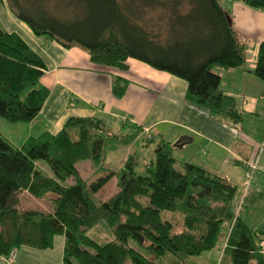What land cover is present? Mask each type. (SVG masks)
Instances as JSON below:
<instances>
[{"label": "trees", "instance_id": "1", "mask_svg": "<svg viewBox=\"0 0 264 264\" xmlns=\"http://www.w3.org/2000/svg\"><path fill=\"white\" fill-rule=\"evenodd\" d=\"M235 1L264 11V0ZM6 4L35 36L81 48L98 66L126 71L127 60L133 59L184 81L189 102L236 130L241 115L234 98L220 90L213 68H241L247 54L218 0H70L66 6L76 11L71 20L49 12L56 4L52 0ZM154 11L158 22L164 20L163 32L144 16ZM44 72L42 59L19 36L0 28L2 120L30 123L36 118L49 95L40 83ZM252 73L264 83V43L257 47ZM126 89L127 81L116 77L114 98L121 99ZM134 130L112 134L104 120L91 117L69 118L57 134L31 137L19 147L0 135V256L22 247L50 249L54 237L62 236L63 264H156L166 254L183 264L213 250L227 227L219 264H264L256 241L264 240V232L249 230L232 211L236 186L193 164L177 169L168 143L157 145L155 161L144 175L135 174L130 156L121 170H107L90 183L81 178L78 164L91 160L100 167L106 141L130 143L141 131ZM38 162L51 177L36 167ZM113 177L118 192L101 200L96 194ZM68 179L74 182L68 185ZM23 191L35 199L53 195L48 200L52 211L21 210ZM101 221L114 237L105 245L87 235Z\"/></svg>", "mask_w": 264, "mask_h": 264}, {"label": "crops", "instance_id": "2", "mask_svg": "<svg viewBox=\"0 0 264 264\" xmlns=\"http://www.w3.org/2000/svg\"><path fill=\"white\" fill-rule=\"evenodd\" d=\"M226 3L228 9L220 5L230 16L234 32L244 45L247 56L251 57L247 68L245 65L231 70L219 68L214 72L220 77V90L234 98L241 115L236 130L212 117L207 109L189 102L184 81L133 59L127 60L126 71L98 66L81 48H65L55 41L35 36L26 24L14 17L6 0H0V28L18 35L42 59L45 72L40 83L49 91L39 114L26 125L25 140L19 138L13 141L21 143V146L31 137L43 133L57 134L69 118L98 117L115 121L122 129L127 128L132 133L135 132L134 127H139L145 135L148 131L151 135L149 142L159 138V143L171 145L172 156L173 149L182 151L192 146L195 157L201 155L210 159L213 155L226 154L238 159L235 163L245 168L244 163L250 158L247 152L235 148V145L242 132L248 134L242 127L246 115L264 113V83L252 73L256 62L253 56H256L258 45L264 43V11L248 8L235 0H226ZM116 77L127 81V89L121 99L114 98L111 91ZM0 126L5 125L0 123ZM187 161L228 180L206 168V164ZM42 164L38 162L36 167L43 172ZM114 180L115 177L103 188ZM49 195L44 199H35L23 191L19 194V203L24 197L34 204L33 210L50 213L52 207L48 200L54 196ZM44 201H47L45 207ZM63 248L64 238L56 236L50 249L20 248L11 264H63Z\"/></svg>", "mask_w": 264, "mask_h": 264}, {"label": "rangeland", "instance_id": "3", "mask_svg": "<svg viewBox=\"0 0 264 264\" xmlns=\"http://www.w3.org/2000/svg\"><path fill=\"white\" fill-rule=\"evenodd\" d=\"M54 3L48 8L51 14L58 17L65 18L67 20L73 19L76 15V11L73 6H66L65 2L70 0H52ZM220 4H223L228 9L226 0H219ZM159 12H147L144 16L150 19L149 24L153 27L159 28L163 32L165 27L164 20L157 21ZM145 18V19H146ZM256 56H253V60ZM251 57L247 56L245 67L247 68L250 63ZM220 70L219 67H214L213 72ZM264 105V104H263ZM0 123H4V127L0 126V135L3 138L10 140L16 146L21 143H15L13 140L23 138L26 136L27 123H9L0 118ZM105 121V120H104ZM110 132L114 134H132L131 130L127 128L122 129L115 121H105ZM242 127L247 130L248 134L242 132L236 142L235 148H241L249 156V161H252L255 156H258V165L254 172L251 183L246 188L247 181L245 179V168L243 165L236 164L238 160L234 157L226 154L213 155L210 159L204 158L201 155L197 157L193 156L192 151L194 147L187 146L185 150L179 151L173 149V158L176 159L175 167L179 169L180 163L192 162L204 165L206 168L212 170L217 174L228 178L236 186V192L232 201V211L235 217H238L240 222L245 224L249 230L256 232H264V113L258 112L257 115H251L245 117V122L242 123ZM146 135L140 132L137 137L130 143L123 144L113 140H107L101 157V166H94L91 160H85L77 165V170L80 176L88 183L93 182L97 178L101 177L107 170H121L124 168L125 162L128 157L133 156L136 161L135 174L144 175L147 167H151L155 161V153L159 138H156L154 142H146ZM173 144L172 146H175ZM196 155V154H195ZM201 156V157H199ZM205 159V160H203ZM205 163H201V162ZM42 164V162H41ZM191 164V163H190ZM43 174L51 177L50 170L42 164ZM74 182L73 179H68L66 184L70 185ZM119 190L117 181L109 183L105 188H102L96 195L101 200H108L114 196L115 191ZM246 196V197H245ZM49 197H53L49 195ZM245 197V198H244ZM21 210L34 209V204H30L26 198L22 197ZM44 207L47 205V201L43 202ZM181 231L180 228H175L173 234H178ZM227 227H224L220 235L217 246L200 256L189 257L184 260L183 264H219L223 256V248L227 236ZM88 237L99 245H105L114 240L112 231L104 223L99 222L87 232ZM260 243L261 239H256ZM129 245L137 249L141 254L146 255L136 244L130 242ZM226 260V256H224ZM156 264H176L177 259L171 255L166 254L162 259L154 260ZM129 263V262H128ZM252 264H255L252 262Z\"/></svg>", "mask_w": 264, "mask_h": 264}, {"label": "built area", "instance_id": "4", "mask_svg": "<svg viewBox=\"0 0 264 264\" xmlns=\"http://www.w3.org/2000/svg\"><path fill=\"white\" fill-rule=\"evenodd\" d=\"M235 130V129H234ZM237 132V131H236ZM145 140H151V135L146 131V137ZM258 165V156H255V158L252 161H247L244 163L245 166V179L247 181L246 188L251 183L253 179L254 172ZM259 247L261 250V253H264V240L262 239L259 243ZM17 255V250H12L5 256H0V264H11Z\"/></svg>", "mask_w": 264, "mask_h": 264}, {"label": "water", "instance_id": "5", "mask_svg": "<svg viewBox=\"0 0 264 264\" xmlns=\"http://www.w3.org/2000/svg\"><path fill=\"white\" fill-rule=\"evenodd\" d=\"M228 21H230V19L228 18Z\"/></svg>", "mask_w": 264, "mask_h": 264}]
</instances>
